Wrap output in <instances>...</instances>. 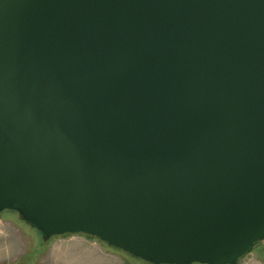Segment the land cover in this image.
Instances as JSON below:
<instances>
[{
    "label": "water",
    "instance_id": "water-1",
    "mask_svg": "<svg viewBox=\"0 0 264 264\" xmlns=\"http://www.w3.org/2000/svg\"><path fill=\"white\" fill-rule=\"evenodd\" d=\"M147 264L264 241V0H0V214Z\"/></svg>",
    "mask_w": 264,
    "mask_h": 264
},
{
    "label": "rangeland",
    "instance_id": "rangeland-1",
    "mask_svg": "<svg viewBox=\"0 0 264 264\" xmlns=\"http://www.w3.org/2000/svg\"><path fill=\"white\" fill-rule=\"evenodd\" d=\"M0 264H147L82 235L44 241L15 212L0 214ZM238 264H264V241Z\"/></svg>",
    "mask_w": 264,
    "mask_h": 264
},
{
    "label": "trees",
    "instance_id": "trees-1",
    "mask_svg": "<svg viewBox=\"0 0 264 264\" xmlns=\"http://www.w3.org/2000/svg\"><path fill=\"white\" fill-rule=\"evenodd\" d=\"M38 233V232H37ZM92 239H94V238H92Z\"/></svg>",
    "mask_w": 264,
    "mask_h": 264
},
{
    "label": "crops",
    "instance_id": "crops-1",
    "mask_svg": "<svg viewBox=\"0 0 264 264\" xmlns=\"http://www.w3.org/2000/svg\"><path fill=\"white\" fill-rule=\"evenodd\" d=\"M132 259V258H131Z\"/></svg>",
    "mask_w": 264,
    "mask_h": 264
}]
</instances>
